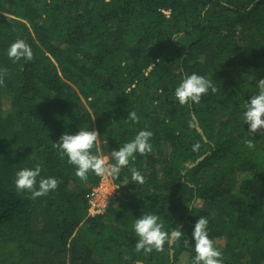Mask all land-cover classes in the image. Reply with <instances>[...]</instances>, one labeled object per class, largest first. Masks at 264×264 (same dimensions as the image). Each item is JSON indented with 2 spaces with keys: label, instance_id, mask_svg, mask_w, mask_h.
<instances>
[{
  "label": "trees",
  "instance_id": "16d2710c",
  "mask_svg": "<svg viewBox=\"0 0 264 264\" xmlns=\"http://www.w3.org/2000/svg\"><path fill=\"white\" fill-rule=\"evenodd\" d=\"M17 38L32 61L7 57ZM0 68V264H191L183 238L135 250L132 223L148 211L190 242L205 216L223 264H264V131L249 150L238 118L264 76V0H0ZM192 72L217 91L182 106L173 91ZM84 126L106 158L153 132V151L111 180L116 193L95 216L88 195L101 176L80 181L52 146ZM36 163L61 182L34 200L14 175ZM129 168L145 182L122 184Z\"/></svg>",
  "mask_w": 264,
  "mask_h": 264
},
{
  "label": "clouds",
  "instance_id": "9594fccd",
  "mask_svg": "<svg viewBox=\"0 0 264 264\" xmlns=\"http://www.w3.org/2000/svg\"><path fill=\"white\" fill-rule=\"evenodd\" d=\"M7 57L12 62L33 60L32 47L23 38L15 39L6 50ZM124 63H121V67ZM6 69L0 68V86H3ZM250 95L240 104L239 120L247 125L249 139L245 141L249 150L255 148L253 135L264 131V76L256 79L253 87L247 89ZM216 93L217 88L212 79L196 72L185 74L176 84L173 95L180 105L198 104L202 96L209 92ZM139 117L136 111L127 112L126 123L136 124ZM153 132L147 128L140 129L129 140L122 143L111 152L110 158L100 154L98 145L99 134L88 126L80 127L75 132H63L53 141L61 159H65L74 167V175L82 182H86L89 174L104 176L112 181L120 178L123 169L128 168L137 154L144 156L153 151ZM195 147V146H194ZM43 165L34 164L32 167H22L15 172L14 186L18 192H28L32 199L47 196L54 192L61 182L52 175H42ZM130 178L122 184L132 182L143 184L145 178L142 173L129 168ZM132 230L137 237L135 250L144 253L163 251L165 244L180 241L188 246L192 245L194 256L191 264H223V253L209 237V220L205 216L198 217L192 224L191 242L186 233L179 226L166 231V226L160 215L151 211L136 216L132 223Z\"/></svg>",
  "mask_w": 264,
  "mask_h": 264
},
{
  "label": "built area",
  "instance_id": "2783aa9c",
  "mask_svg": "<svg viewBox=\"0 0 264 264\" xmlns=\"http://www.w3.org/2000/svg\"><path fill=\"white\" fill-rule=\"evenodd\" d=\"M117 188L118 186L113 184L109 178L101 176L98 184L89 192L87 202L88 214L90 216L102 214L107 207L108 197L116 193Z\"/></svg>",
  "mask_w": 264,
  "mask_h": 264
}]
</instances>
